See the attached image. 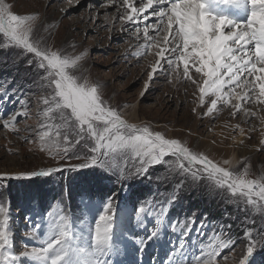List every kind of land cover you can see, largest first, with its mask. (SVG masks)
<instances>
[{
  "label": "snow or ice",
  "instance_id": "obj_1",
  "mask_svg": "<svg viewBox=\"0 0 264 264\" xmlns=\"http://www.w3.org/2000/svg\"><path fill=\"white\" fill-rule=\"evenodd\" d=\"M108 3L118 5V19L135 29L138 40L142 35L139 47L143 52L135 55L151 53L156 57L146 72L145 92L161 72L171 71L179 79L182 65V76L199 91V104L205 106L206 97L210 98L205 116L212 115L218 104H230L233 116L241 112L246 117L257 116L242 107L245 102H254L264 111V0H108ZM213 4L244 8L246 18L237 21L226 14L214 13ZM37 19L34 14L13 13L11 5L0 0V49L19 50L17 56L34 73L33 83L41 88L42 112L48 122L42 123L43 130L37 133L39 150L58 163L78 162L0 176L51 177L65 168L82 172L75 196L85 205L99 203L102 210L86 232L74 231L69 217L60 214L63 193L58 194L59 200L53 195L51 202L35 195L26 197L18 207L24 213L38 211L41 216L46 213L49 220L40 246L25 245L17 256L11 251V205L0 196V264H18L20 258L33 264H144L146 249L153 245L159 249L166 246L167 255L163 262L153 256L152 264H218L221 251L233 250L238 240L243 247L237 264H264V178L247 179V167L242 172L225 167L233 164L231 159L214 160L207 151L166 138L161 132L152 131L150 125L129 123L106 101L102 85L89 83L76 74L87 50L77 55H66L62 49L51 50L47 46L49 37L39 36ZM11 83L12 77L0 81V126L18 131L15 124L18 117L28 116L30 100L27 95H18V85L10 89ZM12 96L20 108L5 117L3 106ZM260 120L264 124V117ZM236 128L241 136L245 135L243 128L239 125ZM260 144L264 149V139ZM134 181L170 188L159 193V200L146 197L134 205L140 227H146L147 214H154V227L146 235L122 238L114 231L117 210L113 201L118 193L108 185L135 187ZM201 189L202 194L219 196L244 215L238 217L224 211L221 218L210 220L207 212L189 208L191 215L184 217L180 239H162L165 221L173 233L177 231L179 211L183 210L182 194L190 195ZM96 197L98 201L93 199ZM23 218L31 224L29 216ZM233 221L240 229L237 236L232 234ZM32 227L33 230L25 232L26 236H36L35 229L40 225ZM209 227L222 238L221 242L207 252L200 249L198 254L189 256L186 242L193 229L198 236H204ZM122 256L124 259H118Z\"/></svg>",
  "mask_w": 264,
  "mask_h": 264
},
{
  "label": "rangeland",
  "instance_id": "obj_2",
  "mask_svg": "<svg viewBox=\"0 0 264 264\" xmlns=\"http://www.w3.org/2000/svg\"><path fill=\"white\" fill-rule=\"evenodd\" d=\"M5 2L11 5V11L15 14H34L38 17L36 23L40 26L39 36L49 37L47 46L51 50L62 49L66 55H77L87 50L88 54L80 62L81 67L76 74L89 83L102 85L106 101L117 108L129 123L138 126L150 125L152 131H159L166 138L178 139L190 148L207 151L210 158L219 161H222L221 154L228 157L232 152L227 143L231 139L241 137L239 129L236 128V125H239L245 131V135L242 136L244 140L234 150L236 162L225 167L238 169L241 172L247 167L249 170L247 179L264 178V149L260 144L264 139L262 136L264 124L260 120V117H264V111L261 110V106L254 102L243 103L242 107L257 113L254 117H246L243 112L233 116L231 106L223 104H218L216 112L218 114L213 113L216 116L213 117V114L205 116L207 106H210V98L206 97L205 106L199 104L196 96L197 88L182 76V65L179 69V79L176 78V73L171 71L161 72L145 92L146 72L156 57L151 53L135 55L137 52H143L139 47L143 43L142 35L138 40L135 29L118 19V5L114 7L108 3V0H5ZM234 16L237 21L244 19V15L237 17L234 14ZM162 35L163 33L160 34ZM156 50L158 49H153ZM18 51L13 48L7 51L0 49V81L12 77V83L8 87L12 89L18 85L20 89L18 95L21 97L27 95L30 100L29 114L23 118L18 117L15 124L18 131L0 126V174L7 173L14 176L48 167H60L67 163H77L76 160L58 163L47 152L39 150L37 133L43 130L41 124L48 122L43 116L44 106L40 102L42 91L39 85L33 83L36 79L35 75L24 66L22 58L17 56ZM196 78L200 79L199 76ZM141 92L145 94L141 96ZM19 108L16 97L12 96L4 104L3 114L7 117ZM228 133L230 139L223 136V134L228 136ZM221 140L224 141L222 148L215 146L213 150H208L209 144L221 143ZM82 175V172H72L65 168L64 171L54 173L51 177L6 179L0 176V196L11 205L10 229L13 233L11 249L13 254L19 256V253L25 250V245L29 248L39 247L47 230L49 218L46 213L43 216L39 215L38 211L37 214L24 213L23 209L18 207L22 200L33 194L35 188L43 191L47 202H51L53 195H57L59 200L58 194L63 193L60 214L69 217L74 231L86 232L94 225L95 218L102 210L99 203L85 205L75 196V188ZM133 184L135 187L121 188L118 185H108L111 191L118 193L113 201V206L117 210L114 231L122 238L134 234L146 235L154 227V214L145 215L146 227H140L136 220L134 205L138 201L143 202L146 197L149 200L152 198L159 200L161 199L159 193L170 188L156 183L141 184L139 181H134ZM69 193H72L71 197ZM202 193L203 189L190 195L182 194L183 210L179 211L177 231L173 233L165 221V225L161 228L162 239H180L179 232L183 228L184 217L191 215L189 208L198 213L207 212L210 220L221 218L224 211L238 217L244 215L239 208L225 204L219 196L211 198L206 193ZM93 199L98 201L99 198ZM24 215L31 218V224L23 218ZM173 217L176 218L175 211ZM37 223L40 228L35 229L36 236H26L25 232L33 230L32 226ZM232 223V234L237 236L240 229L235 221ZM221 239L211 227L206 230L204 236H198L193 229L186 242L188 255L198 254L200 249L207 252L212 246L219 244ZM120 246L123 249V243ZM242 247V242L238 240L233 250L224 248L218 264H237ZM166 255V246L159 249L158 245H153L146 249L143 261L144 264H152V257L156 256L163 262ZM225 256L226 260L222 258ZM18 264H33V262L27 258H20Z\"/></svg>",
  "mask_w": 264,
  "mask_h": 264
},
{
  "label": "bare ground",
  "instance_id": "obj_3",
  "mask_svg": "<svg viewBox=\"0 0 264 264\" xmlns=\"http://www.w3.org/2000/svg\"><path fill=\"white\" fill-rule=\"evenodd\" d=\"M211 11L214 12V13H217V14H226L228 15L229 17H232L235 19V16L234 14L237 16V17H240L242 15H244V19L246 18V10L244 8H241V9H236V8H233V7H230V6H218L216 4H213L212 7H211ZM217 11H221V12H217ZM243 19V20H244ZM196 96L198 97L199 96V91L198 89H196ZM236 101H233V103H235ZM228 106H231L230 104ZM227 109V108H226ZM218 110V109H217ZM217 110H215L214 112L216 113ZM231 111H234V109H232V107L230 108ZM134 112V111H133ZM218 114V113H216ZM213 117L216 116L215 114L212 115ZM222 130V129H221ZM230 133H228V136H229ZM223 136L225 138H228L230 139V136L228 137L227 135L223 134ZM244 138L241 137H236L234 139H231V141H229L227 144L230 145V149L232 150L230 156L228 157H225L223 156V154H221V158L222 160L223 159H231L233 160V164L236 162V156H235V153H234V150L236 149V146L239 145L241 142H243ZM222 141V140H221ZM224 141H222L221 143H211V145L209 144V149L208 150H213V148H215V146L217 147H221L223 145ZM222 148V147H221ZM157 251V250H156Z\"/></svg>",
  "mask_w": 264,
  "mask_h": 264
},
{
  "label": "trees",
  "instance_id": "obj_4",
  "mask_svg": "<svg viewBox=\"0 0 264 264\" xmlns=\"http://www.w3.org/2000/svg\"><path fill=\"white\" fill-rule=\"evenodd\" d=\"M32 195H35L38 198H44L45 199V195H44L43 191H41V189H39V188L33 189V194Z\"/></svg>",
  "mask_w": 264,
  "mask_h": 264
}]
</instances>
